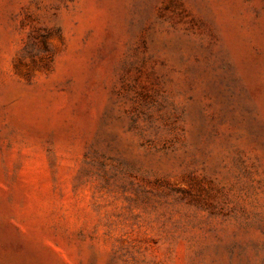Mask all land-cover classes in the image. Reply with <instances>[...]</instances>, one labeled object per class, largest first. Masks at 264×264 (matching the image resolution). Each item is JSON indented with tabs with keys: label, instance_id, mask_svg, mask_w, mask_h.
I'll list each match as a JSON object with an SVG mask.
<instances>
[{
	"label": "rangeland",
	"instance_id": "1",
	"mask_svg": "<svg viewBox=\"0 0 264 264\" xmlns=\"http://www.w3.org/2000/svg\"><path fill=\"white\" fill-rule=\"evenodd\" d=\"M0 264H264V0H0Z\"/></svg>",
	"mask_w": 264,
	"mask_h": 264
}]
</instances>
